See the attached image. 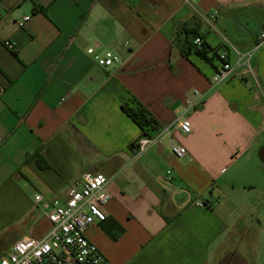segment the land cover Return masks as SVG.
Here are the masks:
<instances>
[{
  "label": "crops",
  "instance_id": "obj_1",
  "mask_svg": "<svg viewBox=\"0 0 264 264\" xmlns=\"http://www.w3.org/2000/svg\"><path fill=\"white\" fill-rule=\"evenodd\" d=\"M185 23L227 50L229 77L217 57L181 54ZM263 24L264 0H0V253L43 236L44 203L103 172L106 218L85 233L112 264H264ZM126 99L157 121L137 155Z\"/></svg>",
  "mask_w": 264,
  "mask_h": 264
},
{
  "label": "built area",
  "instance_id": "obj_2",
  "mask_svg": "<svg viewBox=\"0 0 264 264\" xmlns=\"http://www.w3.org/2000/svg\"><path fill=\"white\" fill-rule=\"evenodd\" d=\"M214 17L213 13L207 15ZM26 15L17 24L23 25L29 19ZM202 38L196 37V45L202 43ZM5 45L11 46L9 41ZM264 45V24L256 35L255 47ZM87 51L94 55V61L101 67L112 66L119 62V56L111 50H106L102 55L95 54L89 47ZM227 50L221 49L219 56L223 60L222 68L217 73V79L229 77L231 66L227 62ZM248 72L251 68L246 64ZM0 84V91L2 89ZM198 91L194 95L200 96ZM200 101H189V108H195ZM191 121L183 116L178 120V128L182 133H188L191 129ZM155 137L140 135L131 147L137 155L143 153ZM171 152L176 157L184 156L186 150L183 146L170 142ZM174 174L172 169H167L161 181L173 186ZM79 187L69 186L59 197L55 196L43 205L44 214L50 221L49 229L41 236L25 235L13 242L8 252L0 253V264H112L105 255L86 236L88 226L101 222L106 218L104 204L109 199L106 184L108 177L103 172H84L79 178ZM36 203H41L42 196L35 195ZM197 206L206 205L205 202L196 201Z\"/></svg>",
  "mask_w": 264,
  "mask_h": 264
},
{
  "label": "trees",
  "instance_id": "obj_3",
  "mask_svg": "<svg viewBox=\"0 0 264 264\" xmlns=\"http://www.w3.org/2000/svg\"><path fill=\"white\" fill-rule=\"evenodd\" d=\"M178 33L179 35L183 36V43L180 48L181 54L183 56L188 57L189 53L193 51L196 55L208 61L213 57L221 59L219 54L214 49H212V47H210L202 38V36L197 32L195 26H190L188 23H185L181 26ZM196 37H200L203 40L199 45H196L194 42V39ZM121 109L142 129V136H149L151 131L156 129L157 121L144 109L143 105H141L137 101L126 99L125 101H123ZM132 146L133 142L131 143V147ZM41 155L42 154L40 152H37L34 155L38 164L41 166H48V163L43 159Z\"/></svg>",
  "mask_w": 264,
  "mask_h": 264
}]
</instances>
